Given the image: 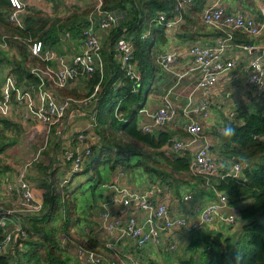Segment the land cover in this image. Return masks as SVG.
Segmentation results:
<instances>
[{
    "label": "trees",
    "instance_id": "obj_1",
    "mask_svg": "<svg viewBox=\"0 0 264 264\" xmlns=\"http://www.w3.org/2000/svg\"><path fill=\"white\" fill-rule=\"evenodd\" d=\"M175 4L176 0H104L101 7V11L116 10L117 13L124 14L113 29L111 37L124 29L128 34L134 33L129 36H132L134 59L141 72L139 91H133V81L121 68V64L115 62L113 51L108 49V42L105 45L103 43L102 48V55H107L103 73L96 70L87 79L89 90L85 95L68 86H55L63 97L75 98L89 97L98 84L102 87L95 103L96 118L93 120L95 134L99 137V143L93 147V151L97 149V153L93 152L83 171H92V177H97L100 184L104 180L100 174L103 166L116 169L125 165L143 169L152 180L167 185L177 195H181L186 189H194L198 191V195L211 197H216L217 192H224L231 204L239 205L240 223L237 226L223 223L224 227L220 225L216 229L207 227L205 230H198L199 232L190 231L192 235L199 233L192 250L201 249L200 254L209 264H264V223L259 221V216L264 215V107L257 105L252 109L240 108L233 118L225 117L222 122L210 127L209 133L219 142L218 155L233 164H241L239 176L195 175L189 166L193 155L188 151L172 150L169 142L173 139V132L167 125L153 131H145L139 125V111L145 106V92L155 72L161 67L156 61L154 48L156 43L167 41L166 27L154 25L149 38L142 39L141 35L148 23H157L155 19L160 11L170 14ZM16 10L11 0H0V43L6 45L0 47V67L7 66V74H13L18 83L24 84H39L40 79L32 69L49 65L32 53L33 43L41 41L53 47L66 34L84 40V32L91 28L94 19L91 15L100 11L93 7H74L72 11L57 16L26 4L19 12L18 23L11 19ZM94 30L96 31L95 28ZM236 30L235 37L238 33L246 35L242 30ZM224 32L227 36L230 31ZM249 41L246 37L242 42L251 44ZM227 126H231L236 132L230 139L222 135V130ZM22 129L23 124L19 120L0 115V183L14 169V164L8 163L5 158L7 150L18 142V137L13 139L11 135L21 133ZM179 131L183 132L182 129ZM53 172L46 174L51 182H55L50 196L43 203V208L47 209L28 219L27 230L30 237L22 241L25 251L1 254L0 264H72L67 256L59 252L57 237L60 230L53 224L59 204L62 203L67 211H70L72 204L62 201V193L66 189L64 185H60L65 189L59 194L54 191L57 190L58 182ZM225 173H229L228 168ZM76 175L78 173L74 177ZM70 215L71 213H66L61 227L64 233L69 232L70 225H73ZM2 233L4 229L0 227V240ZM98 245L97 240L90 239L84 247L96 250ZM216 252L218 258L214 260L212 257ZM164 253L168 264H197L193 256L174 257L170 251L165 250ZM151 262L161 264L156 260Z\"/></svg>",
    "mask_w": 264,
    "mask_h": 264
},
{
    "label": "built area",
    "instance_id": "obj_2",
    "mask_svg": "<svg viewBox=\"0 0 264 264\" xmlns=\"http://www.w3.org/2000/svg\"><path fill=\"white\" fill-rule=\"evenodd\" d=\"M196 1L176 0L175 8L172 11L173 15L160 11L155 20L165 25L166 28H171L181 20L180 13L184 7L194 4ZM11 2L17 9L11 15V19L20 23L19 12L22 11L26 3L24 0H11ZM96 2L97 8L101 13L97 25L101 32L110 31L118 25L124 14L116 11H101L104 0H96ZM220 2L221 0H217L216 3L202 11L201 18L204 23L222 31L240 29L254 36L262 32L264 18L261 23H258L253 16L230 11ZM84 34L82 52L70 58L58 54L51 45L41 41L33 43L31 47L32 53L41 57L49 65L45 68L34 67L32 69V72L40 79L39 84L18 83L13 74H7L0 86V115L17 120L37 121L50 128L63 121L70 110L78 108L89 109L92 120H95V103L98 93L102 90L99 84L96 86L94 93L85 98L68 96L58 99L49 87L51 82L57 87L64 88L80 77L90 79L96 70H101L103 73L102 48L104 42L98 32L94 30V19L92 20L91 28L85 30ZM149 34V31L144 32L141 35L142 39L147 38ZM231 40L232 34L229 33L227 36L219 38L216 46H207L200 42H194L189 47V53L193 57L190 69L199 72L198 87L204 91H210L216 86L224 73L238 67L237 59L225 57L228 54L226 50ZM5 46V44L0 43V47ZM242 47L247 51L256 48L254 44H242ZM115 50L121 68L134 83L133 91H139L138 84L141 81V72L134 59V42L131 38L122 35L115 41ZM178 59V51L175 49L158 54L156 57L159 65L168 71H173ZM52 61L59 62L61 67L55 69L50 64ZM248 82L252 90L258 94L261 105L264 107V49L250 62ZM36 92L39 93V103L35 99ZM144 111L146 110H140L139 114ZM183 114L189 117L192 114L201 115L202 119L206 121L212 116V111L208 100L200 99L193 107L184 108ZM235 114L233 111L230 116L233 118ZM149 115L152 117L155 127H162L175 122L178 118V111L170 100H166L156 112ZM204 121L191 118L185 129L196 138L204 134ZM139 125L145 131H153V126L151 125L143 124L140 121ZM57 134L61 136L62 132L57 131ZM77 137L80 142L82 141L86 145L81 150L74 151L72 149L66 152L65 160L69 162L68 176L71 175V177L83 171L94 152L92 145L89 143V134L80 132ZM188 146L189 144L183 140H174L172 150L176 152L187 151ZM189 166L192 173L203 177L224 176L226 174L239 176L242 171L241 164L234 163L232 168L229 169V173H225V170L221 168L217 158L213 156L207 146L199 148L193 154ZM30 167L29 163L21 165L17 174L12 178H8L5 183L4 195L11 198L12 202L17 204L20 209L8 208L0 210V227L4 229L3 237L0 240V255L6 249V253L17 250L25 251L26 247L22 241L30 237L27 230L28 219L43 209V202L37 199L35 186L28 176ZM105 186L110 189L111 193L103 204L101 216L103 226L109 233H117L119 238L128 237L133 239L138 249H142L149 244L164 246V237L162 236L164 232L173 231L169 247L176 249L178 245L176 233L178 231L206 229L217 220H222L230 226H237L240 223L238 209H235L233 213L223 212V209H229L230 202L228 195L224 192H217L216 199L206 205L191 209L189 213L175 215L166 202L157 200L163 189L165 187L169 188L158 181L150 182L140 189H132L121 183H106ZM184 199L188 202L193 199V195L186 193ZM132 203L148 212L149 217L145 223L139 222L134 215L129 216L125 222H120L114 218L111 206H129ZM13 218L17 220L13 221ZM146 224L148 227H146ZM108 245L112 246V244ZM78 253L83 257V262L80 264H121L118 261L108 259L104 254L96 250L88 249L82 245L78 246ZM131 264H141V261L139 259H131Z\"/></svg>",
    "mask_w": 264,
    "mask_h": 264
},
{
    "label": "crops",
    "instance_id": "obj_3",
    "mask_svg": "<svg viewBox=\"0 0 264 264\" xmlns=\"http://www.w3.org/2000/svg\"><path fill=\"white\" fill-rule=\"evenodd\" d=\"M61 1L63 2L61 3ZM61 1L24 0L26 4L33 5L39 8L42 7V9H44L45 11L56 14L57 16L63 15L69 7H78L81 9H87L91 7L97 8L96 0ZM216 1L217 0H197L194 4L184 7V9L180 13L181 20L175 23L173 27L166 28L167 41L165 43H156L154 48L156 56L168 50L175 49L178 51L179 59L173 71L165 70L158 65L160 69L155 72V75L151 80V84L148 86L145 92V106L141 110L146 111L140 112L139 117L141 123L153 126V130L163 129V127L154 126L153 119L149 114L156 112L157 109L161 107L166 100H170L178 111V118L176 119V121L171 123L170 126L169 124L167 125V127L169 126L168 128L171 129L173 132V139L183 140L188 143L189 146L187 151L192 155L199 148L207 146L213 156L217 158V160H222V163H219V165L222 169L226 170L227 168L231 169L233 163L231 161H227L226 159L218 155L217 149L219 146V142L210 133L206 134V131L209 132L210 127L222 122L225 117L232 118L230 116V113L233 111L236 113L237 110L240 108L252 109L257 105H261V101L258 98V94H256L249 86L248 69L251 60L256 57L261 50L264 49V28L262 29V32L257 36L241 31L246 35L238 33L237 37H235V33L238 30H231L229 32L232 34V40L228 43L226 50L228 54H226L225 57L237 59L239 65L237 68L231 69L224 73L220 77L216 86L213 87L210 91H204L202 88L198 87L199 72L197 70L190 69L192 67L193 57L189 53V47L194 42H200L207 46H216L218 43V39L226 36V32L204 23L201 18L202 11L206 7L216 3ZM220 3L223 4L230 11L237 13L241 12L253 16L258 23H261L263 21L264 0H221ZM100 15L101 13H97V11H95L94 14L91 15V17L94 18V28L101 36L104 45L107 42L109 43L108 49L109 51H113L114 60L118 63L119 59L115 50V41L118 37L122 35L131 38L132 36H129L131 33L128 34L127 32H125L126 29H124L118 32L113 37H111L112 31L116 26L110 31L101 32L97 25L99 18L101 17ZM168 15L173 14L170 13ZM154 25L163 24L159 23L158 21L157 23H148V26H145L144 28V32L149 31L151 35L153 31L152 28ZM66 35L61 37L59 42L53 45L54 50L58 54L65 55L68 58L72 57L75 54L81 53L83 50L82 38H77L70 34L69 36ZM245 36L249 38V42H251V44H254L256 46L255 49L247 51L242 47V44L247 43L242 42L246 38ZM106 57L107 55L105 53V55H103L104 66L106 63ZM51 64L55 69L61 67L60 63L57 61H52ZM6 76L7 73L4 76V80ZM86 86H89L88 80L84 77H80L77 80L71 82L68 85V88L77 89L78 92H81L82 89ZM49 87L52 88L51 90L54 92L55 96L58 99H61L63 97L59 89L56 88L55 85H53L51 82L49 83ZM35 99L36 102L39 103L38 92H36L35 94ZM200 99L208 100L210 109L212 111V116L206 121L202 119L201 115L192 114L189 117L183 114L184 108L193 107ZM89 111V109L84 110L74 108L70 110L66 118L56 126V130L62 132V135L60 137L57 136L55 140V144L56 146H58L57 151L59 153V162L55 163L56 161H58V159H52V162L55 160V165L51 167L50 163L45 171L49 173L55 171L53 172L55 178L63 179L61 183L62 185L63 183L67 182L65 179H67L69 174V162L65 160V153L69 149H74V151L81 150V148L86 145L84 142L81 141V143L77 139V135L80 132H86L87 134H89V143L92 145V147L94 146L95 148L97 144L98 137L94 131V121L92 120V122L90 123L92 118L89 114ZM88 118H90V121ZM191 118L204 121V134L194 138L191 134L187 132L185 126L191 120ZM19 121L22 122L23 125H26L27 123L31 124V122L38 123L37 121H26L23 119ZM90 125L93 127V131L90 130ZM175 127L182 129L183 132L176 131ZM54 138L55 137L52 138V141ZM94 152L97 153V149L96 151L94 149ZM60 154H62L61 159ZM134 160L136 161L135 158ZM18 168L19 166L17 167V169H14L16 171H9L3 177L4 180H2V182L0 183V202H5L4 205H6L8 208H17V204H14L11 198L4 195L5 183L8 178H12L17 174ZM105 168L106 167L103 166L102 169ZM34 169H36V167ZM104 172V175L107 180L104 179L102 181L100 193L93 198V202L84 204L83 207V210L85 211V217H88L90 211H95L92 216L88 217L90 219L91 226L89 227L88 225H86L85 227L83 225V231L81 233H76L75 226L74 228H72V233H70V231L67 233L63 232L64 234H60V232L58 233L61 235L59 239L63 236L65 238V244L62 246V253L68 257L72 264H80L83 262V257H81V255H79L78 253V246L86 245V243H89L90 239H95L98 241L99 245L95 248L96 251L104 254L108 259L118 261L121 264H131V259H139L141 261V258H143L144 251H146V249L148 248L147 245L142 249H138L133 239L128 237L119 238L117 233H109L103 226L101 216L103 211V204L109 198L111 193L110 189L105 186L106 183H121L122 185L128 186L132 189H140L144 188L148 183L155 180H152L153 178L146 174L143 169L129 168L125 165H122L116 169H106ZM90 173H92V171H90ZM81 175V182H83L85 174L83 173ZM28 176L29 178H31L30 174ZM44 176L42 177L44 180L43 186H45L46 189L50 190L49 183L51 182V179L49 177L47 178L46 174ZM78 176L80 175H76L75 177L72 176L74 177V180L71 177V183H74L78 179ZM35 185L36 183L34 184V186ZM37 185H39L40 188L39 186H35L36 197L38 200L44 202V198L46 199L47 195L46 189L44 187L42 188L40 182L37 183ZM163 185L166 186L165 184ZM169 188L165 187L163 191L158 195L157 200L160 202H166L170 206L173 214L175 215L189 213L191 209L206 205L210 201L217 198V193L216 197H211L209 195H198V191L196 192V190L194 191V189H186L182 192L181 195H177L171 188L169 190ZM186 193L192 194L193 199L187 202L184 199ZM73 194L77 193L74 192ZM238 206L233 205L231 204V202H229V209H223V212L233 213L235 209H238ZM79 208L82 207L80 206ZM111 211L114 218H116L120 222H125L129 218V216L134 215L139 222L145 223V221L149 217L148 212L140 209L135 203H132L129 206H111ZM16 220V218H13V221ZM86 220L87 218L85 219V221ZM221 223L224 222L222 220H217L213 225L209 226V228H219ZM146 227H148L147 224ZM3 234L4 233H2V235ZM67 234L69 236L72 234L73 237L70 238ZM176 234V239L178 243L177 247H180L182 243L186 242V240L188 239V235H192L190 231L186 230L178 231ZM162 236L164 237L163 241L165 245L162 247H158L161 248V252L159 251L158 253L160 255L163 254L162 251L164 252V250L168 251L171 249L169 247V241L172 240L173 231H170L168 233L164 232L162 233ZM73 243H75V245H73ZM108 244H112V246H109ZM150 246L151 244H149V247ZM144 255L147 257V259L150 260L159 259L157 257H154L153 254L149 257L147 256L149 254Z\"/></svg>",
    "mask_w": 264,
    "mask_h": 264
},
{
    "label": "rangeland",
    "instance_id": "obj_4",
    "mask_svg": "<svg viewBox=\"0 0 264 264\" xmlns=\"http://www.w3.org/2000/svg\"><path fill=\"white\" fill-rule=\"evenodd\" d=\"M42 8V7H41ZM73 7H69L67 9V11H72ZM107 42V41H106ZM9 72V69L7 66H1L0 67V86L2 84V81L4 80V76L5 74ZM54 87V86H51ZM52 89V88H51ZM89 90V86H86L82 89L81 94L85 95V93H87V91ZM90 121V118H88ZM92 122V119L90 121V123ZM171 124H169L170 126ZM57 125H54L52 127H46L45 125H41L38 123H34L31 122L27 123L26 125H23V129L21 130V133H13L11 135V138L15 139L18 137V142L11 148H9L7 150V152L5 153V158L7 159L8 163H11L12 165L14 164V169L21 165H25L27 163H29L31 165V167L29 168V174L31 176V180L34 182V184L36 183V187L39 186L37 185V183L40 182V185L42 186V188L44 187L46 189L44 185V180H43V176L45 174H47V172L45 171L47 166L50 164L51 167H53L55 165V163L59 162V158H58V146H56L55 144V140L58 137H60L57 134V130L56 127ZM168 126V127H169ZM90 130L93 131V127L90 125ZM176 131H179V128L175 127ZM56 132V134H55ZM209 133L208 131H206V134ZM55 137L52 141V138ZM98 137V136H97ZM99 143V137L97 139V144ZM96 144V145H97ZM94 147V146H93ZM72 149H69L68 151H70ZM66 155V153H65ZM62 154H60V159H61ZM52 159H55L58 161H56L54 163V161L52 162ZM219 163H222V160H218ZM36 167V169H34ZM106 167L105 169L100 170V174L102 175L103 179L107 178L104 175V171L106 169H111L109 166H104ZM13 169V170H14ZM11 170V171H13ZM16 171V170H14ZM45 171V172H44ZM48 171V170H47ZM85 174L84 177V181L81 182L82 179V175L81 174ZM78 179L76 181L78 182H72V179L74 177L71 178V175L67 177V179H65L67 182L63 183L64 187L66 188H62L61 183L63 181V179H56V181L58 182L57 185V190L54 189V191L57 192V194H59L63 189H65L62 193V201H67L70 204H72L70 206V211H67L66 208H64V206L61 204H59L58 206V213H57V218L56 221L53 222L54 226L57 227L60 230V234H64L63 233V229H61V227L63 226V222L66 218V213L70 214V221L71 224L69 227V231L70 233H72V228H74L75 226V231L76 233H81L83 231V225L86 227V225H88L89 227L91 226V222L90 219L88 218L89 216H92L95 211L93 212H89L88 217L84 216L85 211L83 210L84 204L93 202V198L96 197L100 191H101V183L99 184L98 179H96L97 177H92L93 173H90L88 171L87 172H78ZM45 177V176H44ZM4 180V178L2 179ZM74 180V179H73ZM152 182H156V181H152ZM51 188L50 190L46 189L47 195L46 198H48L50 196V192H52V186L55 184L54 181L49 183ZM40 188V186H39ZM79 190V191H77ZM1 191V190H0ZM74 192H76L77 194H73ZM45 200V198H44ZM79 201V202H78ZM5 202H0V210L2 209H8V207L6 205H4ZM44 203V202H43ZM69 203H67L69 205ZM80 203V204H79ZM17 208L15 207H10L11 209H20V207L18 205H16ZM82 208H79V207ZM88 208V207H87ZM45 209H47V207H44L42 209L41 212L37 213V214H41L45 211ZM87 218V220L85 221V219ZM259 221L264 223V215L259 216ZM13 224V223H12ZM222 227H224L225 225L223 223L220 224ZM227 225V224H226ZM219 227V226H218ZM199 232V231H198ZM60 234H58L57 237V241L59 243V252L63 251L62 246L65 244L64 242V236L62 238L59 239V237L61 236ZM199 233L196 232V234H194L193 236L188 235V239L186 240V242L182 243L180 245V247L178 246L176 249H170L168 251H170L172 253V255L176 256V257H180L179 255L188 258L193 256L195 259V262L197 264H209V261L205 258H203L202 254H200L201 249H198L196 251L192 250L193 248V242L196 239L197 235ZM68 235V234H67ZM68 237H73V235L71 234L70 236L68 235ZM73 245H75V243H73ZM148 247V248H147ZM146 251H144L143 253V258H141V264H151V260L147 259V257L144 254H149L147 255L149 256H153L157 257L159 259H156L157 262H160L161 264H168L165 261V253L162 251V255L158 254L159 251L161 252V248H158L159 246L151 244V246L149 247V245L147 246ZM200 248V246H199ZM7 249L5 251H3L2 254H8L6 253ZM151 254V255H150ZM214 260H216L218 258V253H214V256L212 257ZM153 261V260H152ZM164 261L166 263H164Z\"/></svg>",
    "mask_w": 264,
    "mask_h": 264
},
{
    "label": "clouds",
    "instance_id": "obj_5",
    "mask_svg": "<svg viewBox=\"0 0 264 264\" xmlns=\"http://www.w3.org/2000/svg\"><path fill=\"white\" fill-rule=\"evenodd\" d=\"M236 134L235 129L231 126H227L222 130V135L226 138H231Z\"/></svg>",
    "mask_w": 264,
    "mask_h": 264
},
{
    "label": "water",
    "instance_id": "obj_6",
    "mask_svg": "<svg viewBox=\"0 0 264 264\" xmlns=\"http://www.w3.org/2000/svg\"><path fill=\"white\" fill-rule=\"evenodd\" d=\"M111 44H112V42H111ZM173 141H174L173 139L170 140V142H169V145H170V146H172Z\"/></svg>",
    "mask_w": 264,
    "mask_h": 264
}]
</instances>
